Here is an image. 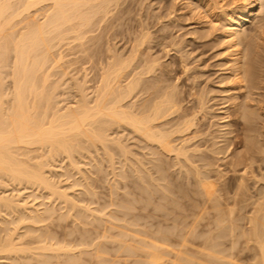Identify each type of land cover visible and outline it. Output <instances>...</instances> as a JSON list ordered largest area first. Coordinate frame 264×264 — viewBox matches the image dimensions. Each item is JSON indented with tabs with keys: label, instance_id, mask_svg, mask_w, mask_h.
<instances>
[{
	"label": "bare ground",
	"instance_id": "1",
	"mask_svg": "<svg viewBox=\"0 0 264 264\" xmlns=\"http://www.w3.org/2000/svg\"><path fill=\"white\" fill-rule=\"evenodd\" d=\"M18 1H20V2H18ZM45 1L46 2L49 1L48 4L49 3L50 4L45 5V8L47 6H49L47 8L48 11H47V9L44 10L47 12H44L43 20L41 18V21H40V19L37 20L38 18L36 16L37 15L36 11L39 12V10L42 6L40 7L37 5H39L42 2L44 3ZM128 1L129 0H17V1H15V0H0V178H1V176L6 177L5 179H7V181H6L7 184L4 181L3 182L7 186L10 182V184L11 183H17L18 185L23 184V183L26 185V183H27V185H29V186H32V184H33V186H35L36 188H37V186L43 187L44 189L49 191L48 193L51 194V197L53 195V198L55 196L58 199L61 198L60 200H63L64 206H66L65 205L66 203H67V205L69 204L68 205L69 207H67V209H71V211H74L73 213H71V212L70 213H71V215L73 214V217H75V219L72 218V220H73V221L71 220L72 223L77 222L76 224L79 225L78 223L80 221V225L82 222H83L82 224L85 225L88 223L90 224V221H91V225H93L94 221H99L100 218H98V219L96 218L99 215V213L91 211L93 209H90V208L88 209V207H84L83 209H80L82 204L80 203L81 205L80 204L78 205V203H77V206H76L75 200L73 199L76 195L72 198L71 196H73V194L72 195L67 194V191H68L67 188L70 187V185H68L67 188L64 190H63V187H61L62 188L61 189L60 186H59V188H57L58 187V185L56 187L57 183L54 185L55 182L51 181L49 179V177L45 176L47 174H45V172H43L42 168H44L43 163L46 164L48 162V160H46V158L43 161L42 160L35 161L33 164L30 165L26 161L18 158L17 151L20 148H24V149L26 148L28 150L32 149V148H35V149H39V148L44 149L45 148L47 150V156H49L50 160H51V156L53 157L55 154L54 158L52 159L53 161L55 160L56 156L58 157V155L60 156L61 154L63 156V154L65 153L64 154V155H66L65 158L68 160L67 162L70 163V164L68 163L69 166L71 165L70 171L72 168L73 169L75 168V170L77 169L78 172L80 170V173H81V169L79 168L80 167L79 163H81L82 161L79 162L78 160L77 161H75V160L78 159L79 156L83 159L84 158L83 154L84 155L86 154V156H88L87 157L88 159L90 157H92V155H94V152L91 153L87 149L89 147H94L95 149H97V152H95V155H96V153H98L99 150H101V151L103 150V152H105L106 155L103 152H102L103 154H101V155L98 154V155L99 156L103 155L101 157L102 161L104 160V159H102L104 157V155L106 156V157H104L105 160H107L106 158H109L108 161L111 162V163H109V165H111V166H109V165L108 166L110 168H112V171H114L113 169H115L117 166L113 168L115 162L112 163L113 159L110 160L111 158L114 157V159H116V161H117L118 157L119 158L124 157L123 161H125V162L129 159L128 160L129 162L128 161L127 162L130 163L131 166L128 164V166H130V167H127V170L129 169V171H130L129 173L133 174L131 176L133 178H131V177L130 178L133 180L137 177L139 179V181L140 180L143 181L141 183L149 186V188H148V186L146 188L143 187L144 189H147V190L145 191L142 188L144 191L141 192V193L148 192L147 193L148 196L146 195V199H147V197H149V192L151 194V191H158L159 190L157 195L159 193H162V191H163V193H165L169 190V186L174 189V192L176 191L178 193H179V191L181 192V190L183 189V192H181L183 194L180 195L181 193H179V194L177 193V195H180L181 199H183V200L185 199V203H184L185 205L182 207H179L180 210H178V209L175 210L176 208H169L168 207V209L164 213L159 212V213H162V216H163L162 220H160L162 217L161 218L158 217L159 219L156 220L155 218H157V216L154 217V215H153V217H152V214H151V218H154L155 222H153V219H152L150 224L151 225L154 224L153 227H156L154 230H151V231L140 230V229H143V228H141L144 226L143 221H142L143 226L139 227L140 229L136 227L139 230L133 229L134 228L133 227L134 222H137V221H134L130 218V217H132V218L138 217V218H136V220H138V222L140 223V221L145 218V215H147V213L150 216L149 213L151 211H153L154 209L152 208L153 206L150 205V209H147L148 211L150 210V212L146 211V207H149V204H147L148 199L147 200L144 199V201L140 200L141 203L144 202L143 207H144L145 211L142 210V213L145 214L144 216L141 212H138V211H141L140 209H143L141 203L138 204V210H137L138 215H137V212H136V215H134L135 212H134V214L128 213L127 210H129V209L134 210L135 208H132V207L133 206L135 207L137 205V204L133 205L134 204L133 202H132L133 204H130V202L132 200H134L133 198H132V200H129V201H128V199L127 200L125 199L126 201L123 200V201H125V204H126L124 206H123V203L122 204L120 203L121 205L119 203H117V204L115 203L116 206L117 205L119 206V207L117 206V208L115 206V208L119 212L117 215L121 214V216H122V214H123V217H121V216L119 217V218H121L120 221H123L124 217L129 218L128 219L129 221L125 222V220H126V218H125L124 222H121V223H125V224L127 223L126 225L125 224H123V225H125V227L129 226L128 228H130V229L124 230L125 227L122 228V225H119V228H117V229H119V231L116 232L117 234L114 233L115 238L114 237L111 238L112 241H113V239L115 240V241H113L114 244L116 242L115 246H113V249L111 250V252L113 251V253L116 252L114 255L120 253L118 248L125 250L124 251L125 254H126V252L127 253L130 252L127 255L128 257H130V255L132 253H133V255H131V257L134 256L138 250V251H140V253L136 254V256H134L133 259L131 258L132 259L131 262L135 261V262H138L139 264L140 263L141 264H264V183H262V182H264V172H263L264 168H262V164H260L261 162H264V141H262L263 139L261 138V137H263V136H261V134L263 133L264 130L263 129L260 130L259 120H258V118L261 119V116L263 115L262 114L263 108L261 109L262 111L259 109L262 112L261 113L262 115L259 116V112L257 111L258 110L257 107L259 108V106H257V107L255 106V105L260 104V107H261L262 104L259 101H261V102H263V101L260 100L261 99L260 96H259L260 99L257 97L259 99V101L257 100V98L254 99V95H253L251 102L249 100L250 99L249 97L255 93L253 90H256V93H257V91H258L257 89H259L260 81H263V79L259 80L258 74H261V73H258L257 71L259 70L258 67L261 70L264 69V68L260 67V65H261L260 63H262V61H261L262 58L260 59V55L262 53H264V51L262 52V50H259V49H263L262 47H264L263 46L264 43L263 44H262V42L260 43L261 44V48H260V46L257 42L259 39V34L264 32V0H229V4H228V1H227L226 5L224 4L226 6L225 8H222L223 6L220 8V6L223 4V2L226 1V0H223L221 4L218 3V5L220 4L219 5L220 9L216 8L217 10H215L213 8L214 6L215 7L218 6L216 2L213 1L215 4L213 2L210 4V2L212 0L211 1L207 0L209 2V4L207 3L208 4V6H207L206 4L204 5V3H203L204 0H203L202 5H204V8L206 7L207 11H211L210 12L211 15H206V13L197 14L198 11H196V10H198V9L200 11L204 10L202 7L199 6L200 5L199 2L197 4L200 8L198 7L195 9L193 6V8L195 9L194 13L197 14V17L195 15H194V17L196 19L199 17L198 20L201 23L200 26H202V25L206 26V24H207L208 29H206V27H205V30H204L202 28L204 26H202L201 28L199 27L200 29L199 28L194 29L195 26L194 27L191 26V27H193V29H190L189 31L187 30L186 32L189 34L191 33L190 31H192L193 34H195L197 32V33H199V36L198 35H196V36H198L202 40V38L205 39L210 34H212L215 29H216L215 31H217V29H218L219 31H217V32L219 34H217V36H216L217 38L215 37L216 39H218L217 40L218 45L214 46V43L217 44V42L212 40V41H214V43L212 42L213 43L212 47L214 46V47L218 48V47H220V45H219L220 43L223 45L221 51H219L220 49L218 50V52H220V53H218L217 51L215 52V55L218 54V58L220 57V54L222 55L221 59H220L221 61L219 60L221 63L218 62L220 64L216 65V66H218L221 74H220L219 82L215 83V84H217V86L216 85L215 86L218 87L219 83L220 84L224 83L223 87H221L222 85H219L220 88H219L218 92H220L223 95V97L226 99L224 101L229 102V105H231V109H230L231 112L227 113L226 110H228V109H225V107H223V110L221 111L222 115L220 116L221 112L219 115L217 114L218 117L220 116L219 120L222 119L223 121H220L221 124H219L216 127L217 129L212 128L213 131L215 130L214 133H212L213 132L212 130L209 131V129H211V128L205 124L206 127H209L207 129L203 123V119L206 117V115L209 114V112L214 111V109L211 106H215L214 102H216V101H214V102L212 101L211 102L213 104L212 105L207 101L208 97L206 98L207 94L210 95L211 91H209V88L208 89L205 88L201 92H199V90H201V88H203V87L200 86V88H199V86L197 87V85H196V87L199 89H198V92L196 91V89H195L196 87H195L194 82L195 83L198 82V81H196L199 78V76L197 77V73L196 74L190 73V76L196 75L197 79H194V76H191V78L186 77L187 75L185 76V78L187 80L192 79L191 83L189 82L190 84L187 85V89L183 90L184 91L183 95H185V92H186V95L189 97L188 99L186 98L187 100L185 99V96L182 97L180 95V93L183 92L182 91L183 87L179 88L177 86L178 84H176V83L175 84L168 83V82H170L169 81L170 77H168V76H170V74H172L171 73L173 71L172 65H174V64L171 60H170L171 62L167 65L162 61L159 62V58L157 56H154V54L153 55L151 54L152 53L151 52L152 47L148 46V44H149L148 42L151 39L150 34H149V32L151 30L148 29V27H146L143 22L141 23L139 21L140 24L138 27H140V28L137 27L139 30L137 29L138 32H135L136 35L134 34V37H133V35H132V37H129V38L126 37V38H128L127 40L130 41V42H128L130 44H129V52L127 54L123 53L121 51L119 52V49H115L117 44L114 43L115 42L114 40L116 37H118L121 34L117 30H118V27L123 26V25H121L120 21L122 20L123 14H126V13H124V12H126V10H125L126 7L123 6V4L125 2H128ZM190 1H185V2L190 3ZM201 1L202 0H200V2ZM185 2H183V4ZM194 3H192V4L194 5ZM183 4H182V6H183ZM185 4H187V3H185ZM189 5H191V3ZM189 5L187 4V6H189ZM209 5H212L213 7H211ZM258 6L259 7L261 6L260 10L258 9ZM38 7H40L39 10H38ZM183 8H184V6H183ZM185 8H187L186 5H185ZM191 8L189 6L187 9L191 10ZM257 9L259 11H257ZM169 10H170V8H169ZM169 10H166V11L169 12ZM180 11H181V9H180ZM204 11H206V10H204ZM190 12L192 13V11H190ZM34 13H35L36 17H34V15H33ZM127 13H128V10H127ZM30 15H31V17H30ZM158 15H157V17H158ZM180 16H182V15H180ZM166 17H167V15H166ZM166 17H164V18H166ZM140 18H139V20H140ZM147 19H149V18H147ZM255 19H258L257 20L258 21L257 26L253 25L254 29L252 30V28H251L252 32H248V24L252 23L253 21H254V23H256ZM176 22H177V20H176ZM20 23L22 24L21 26H20ZM157 23H158V21H157ZM174 23H175V21H174ZM216 24H217V27L219 26V28H221V29L217 28ZM220 24H221V27H220ZM163 25L161 26V24H160L162 31H163V29L167 28L166 26L168 24L167 25L165 24L166 26L165 25L163 26ZM190 25H193V24H190ZM197 25H198V23H197ZM174 27H175V25H174ZM209 27H211L212 29L210 28V30H209ZM255 27H257V30ZM213 28H214V30H213ZM201 29L203 31L208 30L207 33H209V31L211 33H209V35H207V33H205V35L207 37H205L204 35L200 36V34L202 33V32L200 33ZM254 30L257 31V33H256V31L254 32L256 34H253ZM50 32H51V34H50ZM65 32H66V35H67V33L72 34L75 32L74 34H72V36L74 35L73 39H77L79 41L80 39L83 40V38H85V40L88 43H90L89 46L87 45V47L82 50L83 54L82 53L81 54L84 56L85 51L88 53L87 56L85 53V56L87 58H86V60L85 59L84 60H85V62H90L89 64L92 66V68L94 70L95 81H94L92 89L90 91L86 92L87 87H88V86L85 87L87 85V79H85V77H86V75H88L87 72L85 73L86 69L82 68V70H84V72L82 71L83 74L80 76V77L83 76V78H80L81 80L77 77L78 76V71H77L78 67H76V68L74 67L75 71H77V72H74V74H73L75 77L72 75V73H70L72 69L69 70L70 71L69 73L72 76L67 73L71 79V82H69L70 86L67 84L68 85L67 87L70 90V92L68 94L72 95L73 92L77 93V94L76 95L73 94L74 96L72 95L73 96L72 101H70L72 99V98L71 99L69 98L70 95L67 98H65L66 97L65 96L64 98L68 99L69 102H66L64 100L66 102L65 103L62 101L63 102L62 107L57 106V109H56L54 107H56L55 104L58 101H55L52 99L56 98V96H54L56 94H54V93L57 92V89L60 88V83L63 84L62 82H64V81L59 82L60 77L62 79L66 75V72H64L63 70L58 71L59 68L56 69V67H61L60 62L62 64V62L64 61V58L66 57L65 56L66 54L64 55L62 52H59L64 56L60 55L59 53H56L57 54L56 57L54 58V56H53V58H52V57H50L51 55L47 52L49 51V48L50 49L52 48V46H53L52 43L58 42L61 39V36H63L65 38V36H66V35H64ZM132 32H134V31H132ZM167 32H169V31H167ZM46 33L50 36L51 35H53V36L50 38V36H47ZM216 33H214V34H216ZM44 34H46V37L44 36ZM126 34L127 33H125V35ZM161 34H163V33H161ZM161 34L157 35V37L161 36ZM120 36H122V34ZM166 36L168 37V35H166ZM196 36H195V38H193V37L192 38L195 40ZM202 36H204L205 38ZM212 36H213V34H212ZM169 37H171V36H169ZM198 37H197V40H198ZM161 38L163 39V38H165V36H161ZM171 38L173 39V37H171ZM213 38H209L210 40L207 38V40H209V42L211 43V39H213ZM256 38H258V39H256ZM49 39H50V41H48ZM73 39L71 38V40H73ZM56 40H58V41H56ZM61 40H60V42H58V44L56 46L54 44V46L55 47L59 46V44L61 43ZM219 40H220V43H219ZM86 41H85V43H87ZM153 41H156V39L155 40L153 39ZM163 41H164V45H165V43H167V42H165L166 38H165V40L163 39ZM178 41L181 42V39ZM82 42L80 43V41H79V44L77 43L78 46L81 45ZM85 43H84V45H86ZM169 43L171 45L172 44L175 45V43H173L172 41H170ZM169 43H167V44H169ZM150 44H152V43H150ZM180 44H179V46H180ZM104 45L106 47H103ZM78 46L76 45V47H78ZM168 46H170V45H168ZM187 46H189V45H187ZM81 47H83V46L81 45ZM81 47L79 46L80 51H81ZM160 48H161V46H160ZM165 48L166 47H164V49H163V47H162L163 51L166 50ZM179 48H178V51H176V52L182 53L181 50L179 51ZM47 49H48V51H47ZM172 49H174V48H172ZM259 52L261 53L260 55H259ZM8 53H9V55H12L11 60H9V61L7 60L8 59L7 58ZM184 54L185 53L183 52L182 55H184ZM46 55H48V57ZM177 55L179 56L178 58L180 60V61L177 60V61H179V65H181L182 68L184 69V71L186 72V69H188V65L184 62V58H183V56H181V54L180 55L177 54ZM214 56H212V57H214ZM262 56H264V55H262ZM48 58H51L52 60L48 59ZM47 59L49 62H51V64H50L51 68L50 67H48V68L50 70H53V68H54L55 72L53 70V72L50 73L49 69H48L49 72L47 71V67H46L47 64L49 66V62L47 61ZM74 60H75V58H74ZM65 62L63 63V65H64L63 67L67 68L68 65H65ZM75 62L77 63V61H75ZM161 62L164 63L165 65L162 66ZM72 63H73V60H72V62L70 61V63H69L70 66L75 64V63H73V64ZM7 65H9L10 68ZM214 65H215V62H214ZM81 67H83V66H81ZM215 67H213V68H215ZM6 68L8 70L10 69V74H8V75H9V77L11 76V80H12V85L10 83V86H9L10 88L8 90V93L6 91L8 89V86L7 87L5 86V84H6L5 80L8 77V75L6 76V74H5L8 71ZM74 68H73V70H74ZM4 69H6L7 71ZM200 69H201V67H200ZM56 70L58 73L56 72ZM79 70H81V69H79ZM216 70H217V68H216ZM67 72H68V70H67ZM185 72H182V73L185 74ZM216 72H219V71L217 70ZM53 73H55V75H56V73H57V75L59 73L61 74V76L57 77V80L59 79L58 80L59 83H57V80H54L53 81L54 84H53L51 82V80H49V78L55 76V75H53ZM64 73H65V75H64ZM80 73L81 72H79V74ZM186 73H189V71H187ZM218 75H216V76H218ZM177 77H175V80H178ZM77 78L80 81H78ZM45 82L49 86H50V84L52 86L53 85L54 86L53 87L50 86V87H52V88H50V87H48L47 84H45ZM67 82H68V80H67ZM212 82L214 83L215 81H212ZM44 84L47 85V87ZM56 84L59 86H56ZM185 84L186 83H184L183 86H186ZM55 86L57 89L55 88ZM65 86H66V84L64 85V87ZM215 86H214V88H215ZM11 87H12V89H11ZM70 87L74 88L73 92H71L72 89H70ZM212 87L213 86L211 85V88ZM45 89H47V90H45ZM241 90L242 91L244 90L243 91L244 93L242 92L243 93L242 95L240 93ZM9 91H10V93H9ZM251 91H253V92H251ZM220 93H218V94H220ZM218 94H216L217 98L219 97ZM210 96H209V98H210ZM213 96H215V95H213ZM57 98H59V95ZM262 99H264V98H262ZM248 100H249V103H255L257 100L258 103L254 104V106L256 107L257 110H255L254 108H251L250 105H252V104L249 105ZM253 100H254V102H253ZM53 101H54V106L51 103ZM218 101L216 102L217 105H218V103H220V101L219 102ZM224 101H222V103ZM207 102L209 105H211L210 107H211L212 111H209L208 107L206 106ZM222 105L223 104H221L220 108L222 107ZM59 106H60V103H59ZM225 106H227V105H225ZM215 108H216L215 109L216 112H219L220 109L217 110V106ZM49 111H50V115H48V117H47L48 120H47V118H45V117H46L47 113L49 114ZM255 111H257V112H255ZM215 113L214 114L212 113V115L210 114L213 117L215 116V118H212L213 120H216V118H218V117H216ZM230 115L232 117L234 116V118H235V120H233L232 123H230L227 120L230 118V117L228 118V116H230ZM237 118L241 120L242 126L239 127L238 129H235L234 126H236V124H237V122H235ZM209 119H210V116H209ZM204 121H205V119H204ZM260 122L263 123V125H264V122L262 120ZM211 123H213V121ZM212 126H215V125H212ZM113 128H116L118 130L121 128V131L124 130L125 132H126V130H128L129 133L127 131L126 132L127 134L125 133L126 136L125 135L124 136L129 139V136L131 138V134H132V137L135 140L139 141L138 146L141 142L143 144V146L141 145V147H142L141 150L144 151V154L142 153L143 151L140 152V150H138L139 153H142V154H140L141 155V157H140L139 153H137V150L135 152L134 150H131L130 148H128V146L132 142L131 139L132 140H134V139L131 138L128 140L127 138H124V136H122V132H124V131L121 132L119 130V132H117L116 129H114V131H116V132H113V130H112ZM110 131L112 132V133H110V135L118 133L117 135L118 136L121 135V137H123L125 140H127L126 141L127 143L125 141L123 142V139H121L118 136L117 137H110L109 136ZM240 131L242 134V136H241L242 138L240 137V135H241L239 133ZM233 132H234V134L230 136V134ZM235 139H237V140H235ZM78 142L85 144V145L84 146L82 144L79 145L80 143H78ZM128 142H129V144H128ZM126 144H128V145H126ZM131 144H133V142ZM231 144H234V147H235V144H238L239 146L234 148ZM111 145H113V148ZM97 146H100L101 149H99ZM130 147H131V145H130ZM230 147L232 149H229ZM80 148H82V150L84 149V151L81 150L83 153L81 151H77V154L81 153L82 155L78 154V156H77V154H76V157H72L73 152L76 153V149H80ZM140 148H138V149H140ZM85 150L87 151V153L85 152ZM132 151H134V152H132ZM88 153L89 154L91 153L92 155L91 154L88 155ZM99 153H100V151H99ZM146 153L149 154V157ZM112 154H116V155H112ZM128 154H131L134 157L132 158V156H131V159H130L129 157H127ZM44 155L45 154H43V156ZM143 155L144 156L146 155L148 157V161H147L148 164L143 163L145 161L144 160L145 157ZM226 155H229V156H226ZM43 156H41V157H43ZM224 156H226V158ZM142 157H143V160H142ZM147 157H146V159H147ZM228 157H230V159H227ZM70 158H72V159H70ZM87 158L85 157L84 159L87 160ZM126 158H128V159H126ZM222 158L229 160L227 163H222L223 165L227 164V166H228V167L224 166L225 170H227V172H228L227 173L228 177H227V174H225V176L223 174V172L225 170L222 172V170L224 168H222V169L217 168L218 166H221L220 159H222ZM93 159L95 160L94 163H96V164L93 163V165L94 166L97 165V170L100 169V171H101V168H100L101 164H99L100 167H98V162H96L97 159L92 157L89 160L92 161ZM130 160H131V162H133L132 164H131ZM91 161H90V163H91ZM108 161H105L106 164H108ZM121 161L122 160H120V162ZM221 161L223 162L224 160H221ZM50 162H48V164ZM217 162L219 163V165L216 164ZM224 162H226V161H224ZM118 163H119V161H118ZM118 163H115V165ZM122 163H121V166L124 165ZM81 164H83V163H81ZM145 164L146 165L150 164L149 165L150 167H144ZM85 165H87V164H85ZM125 165L127 166V164H125ZM223 165H222V167H223ZM254 165H256V167ZM263 165H264V163H263ZM121 166L119 165L118 171H121L120 170L122 168ZM91 167H93V166H91ZM66 168H67V166H66ZM82 168H83V170H82L81 176H82L83 171H84V167H82ZM170 168L171 169L175 168L176 173H174V174H176L177 176L179 175V177H181L180 179L182 181L180 180L175 186V187H177L178 191L176 190V188H174V186L172 184L174 183V185H175V182H177L176 180H178L179 177L174 176L176 179H174V177H173V179L170 178L171 173L170 172H169L170 174L167 173V171H170V170H168ZM122 169H124V168H122ZM259 170H262L263 173H260L261 171L259 172ZM48 171L50 172V170H48ZM96 171H94V173L98 174L97 173L98 171L97 172ZM116 171H117V169H116ZM122 171H124V174L127 175V172L125 171V169ZM111 172H110V174H113V175L115 174V172L114 173L113 172L111 173ZM86 173H87L86 174V176H87L89 173L88 172H86ZM129 173H128V175L130 176L131 174H129ZM120 174L124 175L123 173H120ZM134 174H136L135 178H134ZM167 174H169V175H167ZM48 175H50V174H48ZM52 175L54 176L53 173H52ZM56 175H58V174H56ZM60 175H62V173ZM116 175H119V174H116ZM116 175L112 176V177H115L114 179H116V177H117ZM152 175H155V176L153 177ZM85 177H83L82 179H84ZM120 177H122V176H120ZM120 177H119V179H122ZM88 178H91V177L88 176ZM126 178L123 177V179H126ZM148 178H150L151 182L153 180L154 183L153 184L150 183L149 182L150 180ZM211 178H213V180ZM114 179L111 181L112 183H113V181H115ZM138 179H137V181L136 180H133V181L139 183ZM210 179L212 180V182H210L211 181ZM249 179L255 181L254 185L259 186L258 185L259 183L262 184V185H260V187H258V189H256V187H254V185H253L254 190L256 189L254 191L255 194H252L250 192L252 187L250 189L249 186L252 184L248 183ZM90 181H92V180H90ZM159 181L160 182H166V183L160 184ZM258 181H259V183L257 184ZM80 182H82V181H80ZM170 182L171 183L173 182V183L171 185H169ZM184 182H186L187 184H185ZM4 183H2V185L6 186ZM84 183H82V184L84 185ZM91 183H93V182H91ZM91 183H90V185H92ZM114 183H116V181ZM114 183L112 185H114ZM17 184H15V185H17ZM82 184H81V187L83 188ZM73 185H74V183H73ZM75 185H76V183H75ZM141 185H139V186L142 187ZM184 185H186V188L189 187V189H185ZM150 186L151 187L153 186L152 188L155 190L150 189L151 188ZM190 186L192 188H190ZM71 187H72V185H71ZM113 187H114V189H116L115 186H113ZM135 187L136 186L132 187L133 188L132 190H135L137 192L138 189L137 188L135 189ZM157 187H160V189ZM178 187H180L181 190ZM85 188H86V186H85ZM89 189L91 190L92 187L87 188V191H85L84 189H82V190H83V192H88ZM142 189L139 188L140 191ZM148 189H149V191H148ZM184 189L188 190V192L190 190V192L192 194H189L186 191L184 192ZM14 190H16V189H13V191ZM70 190L71 189H69V191ZM92 191L93 190H91V192ZM135 191H133V192H135ZM16 192L17 191H15V193ZM80 192H82V191H80ZM138 192L135 194L140 195L141 193L140 192L138 193ZM171 192L172 191H169V194ZM17 193H19V192H17ZM92 193L94 195L95 191ZM163 193L161 195H163V196L167 195V198L170 196L167 193L166 194H163ZM6 194H4L5 196H0V206L5 208L3 210L4 213L2 215H4L5 213L7 215H10L8 213H11V214L14 213L13 215H14L15 219L12 220L13 218L11 219L10 216H13V215H10L9 219H11V220L7 219L9 222H7V220L5 218H3L6 216H3L0 220V225L2 228H4L2 230V232H3L2 236H1V231H0V236H1L0 237V260L1 261L4 260V262H5V260L9 261V263L8 262L4 263V262L0 261V264H14L15 263L14 261H16L18 259L23 260V261L21 260L22 261L21 264H88V263H90V264L101 263L102 264V262L109 264L107 262H112L115 260L113 257H112L113 258L112 260H111V258H109V256L107 257V253L109 254V252H110L109 249H111V248H107L103 245V244H106V242L105 243L104 242L103 243H101V242L94 243L93 242L94 245L92 243L89 244L90 240L96 238V236H97L96 232H98V230L101 228L100 223H102V221L98 222L100 225L99 229L97 228L99 226L97 224V222H96V224L94 223L93 226L90 225V227L88 229L82 228L84 231L87 230L86 232H84L82 229H80L81 227L78 228L77 225L75 224L76 227L78 229H80L78 231L81 233V236L79 237L80 239L77 238V240L72 237V239L75 240V241L71 240L72 243L73 242L75 243L74 246H72V247L76 248V246H78L80 243L83 244L86 240L84 245L89 244L88 246L93 245V247H94L96 244L97 248L95 247L96 253H93L92 249H90L93 254H90L91 252H90V250H88L90 253L89 252H88L89 254L86 253V256H85V252H87V251H85V250H87L86 248H88V246H85L86 248H83V249H85L84 251H80L81 248L80 249L77 248L78 249L77 251H79L80 254L83 253L84 255L81 254L82 255L81 256L79 253L78 254L75 253V255H74L71 252L73 254L72 255L69 252L71 250H68L69 248L66 247V246L70 245L69 244L70 241L67 242L68 244L66 243V245H64L65 248L62 247L61 246L62 243L55 241V238H56L55 233L56 232L53 229L50 230L48 227H46V228H48V232H47L46 229L43 230L45 228V226L43 229L41 227L40 228L37 227V229H36L34 225H31L32 227L30 225H28V224H30L29 220L32 222L31 224H33V223L37 224V221H39L38 223H40V222H43L45 219L46 220L50 219L48 216L49 213L53 214V212L55 211V210L53 211V209H51L52 207L48 208L47 205L45 206L46 202L44 203V205H43L44 208L42 207V209L39 208V206H38V208L36 207L38 204H36V205L34 204V207H33L31 205L33 200L30 202L31 204L26 203L25 199H27V197L26 198L24 197L25 199L23 198L24 199L23 200L20 198L21 197V195H20L19 198L21 201H19V200H15L16 198H13L12 194H10V196H9V194L8 195H6ZM75 194H77V193H75ZM126 194H128V193L126 192ZM145 194L146 193L141 194L140 197H143ZM172 194H174V193L172 192ZM17 195H19V194H17ZM125 195H123V196H125ZM131 195H132V193H131ZM174 195H173V197H175ZM177 195L175 197L176 200L179 199V196H177ZM150 196H152V194ZM51 197L49 195L50 200H51ZM33 198H35V197L33 196ZM53 198H52V200H53ZM57 198H56V200H57ZM175 198L169 197V200L171 202H173L172 204H176L177 207L181 206L183 204V201H182V204H179L177 201V203H178L177 204ZM50 200L48 199V202ZM127 201L129 202V204ZM153 201L151 203H154V205H158L161 207L163 205L165 206L164 202L162 203L160 201V199L158 200V202H156V201L153 202ZM40 202H42V201H40ZM134 202H136V200ZM145 202H147L146 203L147 205H145ZM171 202H169V203H171ZM61 204H63V203H61ZM221 204H223L225 206H226V204H234V205L240 204L241 207H244L247 204H254L250 215H246L244 217L247 220L246 222H248V227L244 228L241 225H239L242 228L239 230L238 233H235L234 225L239 223L240 217L238 218V221H237L238 223H236L235 221L237 220V216L233 215L234 217L236 216L233 219V216H232L233 213H231L234 210L232 209L233 210L232 211L231 208L228 207L229 209L225 208L228 210V211H226L223 208L225 206H222ZM28 205L29 206L31 205L32 207L30 206L31 208H29ZM129 205H132V206L130 207ZM220 205H221V207H220ZM139 206H141V207H139ZM76 207L77 208L79 207V209L81 210V213H80L79 209L76 210L77 209ZM156 207L157 206H155V208ZM136 208H137V206H136ZM208 209H213L214 213H212L210 217L204 218L202 215L204 213H206ZM82 210H84V211L86 210L85 212H87V213L85 214V212L84 211L82 212ZM89 210H90V212H89ZM102 210H104V209L102 208ZM102 210L100 211V215L98 217L101 216ZM67 211L66 210L64 211V213L66 212L65 213L66 215L68 214ZM92 212L95 213L96 219H93L94 214H92ZM144 212H147V213H144ZM82 213L87 217V219L90 216L91 220L89 219L90 221L89 222L87 221L88 223L87 222L84 223V221H86L87 219H83ZM159 213L157 212L155 215H157ZM41 214L43 215V217L45 214L46 217L41 218L40 217ZM60 214L63 215V212ZM60 214L58 215V217L55 218L57 221L61 220L62 218H64L63 216H65V214L63 216H60ZM88 214H89V216H87ZM96 214H98V215H96ZM139 214H141L140 216H142V217H140ZM71 215L69 214L68 216L71 217ZM80 215L82 218L79 217ZM159 216H161V215H159ZM50 217H53V216L50 215ZM78 217L81 220L80 219L78 220ZM102 217H103V214H102ZM111 217H113V216H111ZM230 217H232V218H230ZM6 218H8V217H6ZM114 218H112V219H114ZM119 218L117 216L116 221H118ZM40 219H41V221H40ZM76 220H78V221H76ZM114 220H113V222H115ZM130 220L133 222L131 223ZM202 220H203V222H201ZM11 221H14V222L12 223ZM24 221H26L25 223H27V224H25V225H27V226L23 225ZM168 221H170L171 224H174L173 226L176 225L177 229L176 230L175 229H171V230L170 229H167V230L161 229L162 226L168 225V223H169ZM225 221H227V223H228L227 225H224ZM59 222H57L55 225L59 226V224H58ZM63 222H64V220H63ZM138 222H137V225H138ZM9 223L11 225L14 224L13 225L14 227H15V223L17 225L19 223L22 224V226H20V227L21 228L24 227V228L21 230V232L15 234L20 239L15 237V235H13V233H15L14 231H16L18 228L20 230V227L17 226L18 228L17 227L14 228V227L10 226L11 229H9L10 228L8 226V225H10ZM67 224H68V222H67ZM67 224H66V226H64L62 224L63 225L62 228L67 227ZM114 224H116V223H114ZM130 224H133V225L130 226ZM211 224H214L215 226L220 225L219 226L220 229H219V227L218 228L212 227V226L210 227ZM70 226L71 225H69V227ZM114 226H113V229H114ZM92 227H94V228H92ZM2 228H0V229H2ZM33 228H35V229H33ZM38 228H39V230H38ZM73 228H75V227H73ZM90 228L92 229V231ZM120 228H122L123 230ZM144 228H146V225ZM214 228L218 232H216V230L213 231ZM40 229H42V230H40ZM10 230H12V232H11L12 234L10 233ZM36 230H38L40 234L38 233V235H36L38 232ZM49 230H50V232L51 231L52 232L49 233ZM81 230L83 231V233H86L88 235L83 234ZM40 231H42V234ZM67 231H68V229H67ZM94 231H95L96 235L93 234ZM45 232H47V233H45ZM63 232H64V230H63ZM70 232H72V231H70ZM90 232H92V234ZM44 233H45V235H44ZM104 233L107 235L106 229H102V232H100V230H99V233H98L99 235L97 237L102 238L103 235H104L103 237H106V235ZM204 233H205V235L203 238L201 236ZM65 234L67 235V233H64L63 235L62 234L61 235L63 237H65L66 236ZM11 235L17 239L14 240V238H12ZM25 235L28 237V241L30 239L32 240L33 238H34V241L32 240V242L29 241V242L25 243L24 241H26L25 240L26 238L24 239V241L22 239V237L24 238ZM33 235H35V236H33ZM47 235H49V236H47ZM108 235H107V237H108V239H110L109 237H111L113 235V233H111V236H110V234H108ZM193 235L195 236V238H196V236L200 235L199 237H201L202 239L199 240L196 238L198 241L194 240V239L190 240L188 238V236L192 237ZM62 236H58V237L63 239ZM84 236H85V238H84ZM91 236H93L94 238L91 239ZM29 237H31V238L29 239ZM226 237H228L226 240L227 242L226 241L223 242L222 238L226 239ZM238 237H242V241L239 240L241 242V249L242 250L250 249L253 251V254L251 257L245 256L246 260H244V262L239 261L240 259L236 255L238 253V251H235L236 253H234L232 251L235 248V246L236 247L238 246L236 244L238 242ZM52 238H54V240ZM81 238H82V240H81ZM17 240H19L20 244H22L21 243V240H22V242L26 245V247L24 244H22L21 249H19V245L17 246V243H16ZM52 240H53V242H52ZM96 240H99V239H96ZM103 240H104V238L102 239V241ZM59 241H61V240H59ZM14 242L16 243V246L18 248L15 247ZM113 242H111V243H113ZM29 243H30V246L32 244V246H34L33 249L36 250V251L34 250L35 254H33V255L31 253L34 251H31V252H29V254H27L29 251V250H27V245H29ZM99 243H100V246L99 245L98 246L101 247V250H99V247L97 246V244H99ZM118 243H119V245H117ZM133 243L134 244L136 243V245H134ZM249 243H250V245H249ZM56 244H59V246L57 245V247H56ZM101 244L104 247H102ZM81 247H82V245H81ZM93 247H91V248H93ZM114 247H117V248L115 249ZM171 247L172 248L176 247V248L171 249ZM61 248H63V249H61ZM23 249H25V251ZM59 249L63 251L62 253L64 254V256L60 255L61 251ZM65 249H66V251H64ZM70 249L73 250V248H71V247H70ZM83 249H81V250H83ZM102 249H104V250H102ZM106 249H107V252H105ZM56 250H57V252H56ZM58 250L60 251L59 252L60 254L58 253ZM113 253H111V254L113 255ZM65 254H67L66 257H65ZM111 254H109V255L112 256ZM91 256H93V258H95V260H91L90 259ZM52 258L54 259L53 261H56V262H52V260H51ZM55 258H57L58 260ZM66 258H68V259H66ZM83 258H85L86 260H84ZM117 258H116V262L114 261V263L112 262V264L121 262V261H118V260H120L118 256H117ZM59 259H60V261L62 259V261H61L62 263H58V262H60ZM108 259H109V261H108ZM248 260H251L252 262H250ZM12 261H13V263H11ZM92 261H95L96 263L95 262L93 263ZM17 263H15V264H17ZM121 264H124V263H121ZM125 264H126V262H125Z\"/></svg>",
	"mask_w": 264,
	"mask_h": 264
},
{
	"label": "rangeland",
	"instance_id": "2",
	"mask_svg": "<svg viewBox=\"0 0 264 264\" xmlns=\"http://www.w3.org/2000/svg\"><path fill=\"white\" fill-rule=\"evenodd\" d=\"M15 1H17V0H15ZM132 1V2H131ZM185 1H190V0H129L128 2H125L124 4H123V6H125L126 7V12H124V13H126V14H123V16H122V20L120 21L121 22V25H123V26H121V27H118V32H120L121 34H122V36H118V37H116L115 38V44H117V46H116V48L115 49H119V52L121 51V52H123V53H128L129 52V44L130 43H128V42H130V41H128L127 39L129 38V37H132V35H133V37H134V34L136 35V33L135 32H138V28H140V27H138L139 26V24H140V22L142 23H144L145 24V26L146 27H148V29H150L148 32H149V34H150V40H149V44H148V46H150V47H152L151 48V54L153 55L154 54V56H157L158 58H159V62L160 61H162V62H164L166 65L167 64H169L171 61L173 62V64L174 65H172V69H173V71L171 72L172 74H170V76H168V77H170V79H169V81L170 82H168V83H173V84H178L177 86L179 87V88H181V87H183V89H182V91L185 89H187V85L188 84H190L191 83V80L190 79H186L185 78V76L186 77H189V78H191V76H194V79H197L196 78V75H191L190 76V73L191 74H196L197 73V77L199 76V78H198V80H196V81H198V82H194V84H195V87H196V85H197V87L199 86V88H200V86L201 87H203V88H201V90H199V92H201L203 89H205V88H209V91H211V93H210V95L209 94H207V96H206V98H207V101L210 103V104H212L211 102L213 101H220V103H218V105L216 104V102H214V105L215 106H211V105H209L208 104V102H207V104H206V106L208 107V109H209V111H212L211 110V107L214 109V111L216 112V106H217V110H219V112H214V111H212V112H209V114H207L206 115V117L204 118L205 119V121H204V119H203V123H204V126L206 127V125L207 126H209L211 129H209V131L210 130H212V128L213 129H217L216 127L219 125V124H221L220 123V121H223L221 118V120H219V117L222 115V110H223V107H225V109H228V110H226L227 111V113L228 112H231V105H229V102H226V101H224V100H226L224 97H223V95L220 93V92H218V90H219V88H220V86L219 85H222L221 87H223L224 85V83L223 84H220L219 83V85H218V87H216L217 86V84H215V83H217V82H219V78H220V74H221V72H220V70H219V68H218V66H216V65H219L221 62V54H220V57L218 58V54L217 55H215V52L217 51L218 52V50L219 51H221V49H222V44L220 43V40H219V45H220V47H214V46H217L218 45V39H216L217 37V34H219L217 31H219L218 29H217V31H215L214 30V28H213V36H212V34H210L209 35V33H211L210 31H209V33H207L208 32V30H206V31H203L202 29H201V31H200V36L201 35H204L205 37H207L206 35H205V33H207V35H209L207 38L209 39V38H213V39H211V43L209 42V40H207V38H205L204 36H202V37H204L205 39H203L202 38V40H201V38H199L198 36H199V33H195V34H193V32L192 31H190L191 33V35L189 34V33H187L186 31L188 30H190V29H193V27H194V29L195 28H201L202 26H204V27H202L204 30H205V27H206V29H208L207 27V24H206V26L205 25H202V26H200L201 25V23L199 22V20H198V18L196 19L195 17H194V15L197 17V14H199V13H202V14H204V13H206V15H211V11H207V9H206V7L204 8V5L206 4L207 6H208V4H209V2L208 1H211V0H204V2H203V0L200 2V0L198 1V0H191L190 1V3H191V5H189L190 3L189 2H185ZM196 1V2H195ZM216 2L217 3V5H218V3H222V1L223 0H212L211 2H210V4L212 3V2ZM227 1H228V4H229V0H226V1H224L223 2V4L220 6V8L222 7V8H225L226 6V4H227ZM18 2H20V1H18ZM49 2V1H48ZM48 2H42V3H40L39 5H37V6H42L41 8L40 7H38V10H39V8H40V10H39V12L38 11H36L37 12V20H39L40 19V21H41V18H42V20H43V17H44V12H47L48 11V7L49 6H47L46 8H45V5L47 4V5H49L48 4ZM183 2H185V3H187L189 6H190V8L192 7L193 8V6H194V8L196 9V8H198L199 6L200 7H202L204 10H206V11H200L199 9L198 10H196V11H198L197 12V14L196 13H194V11H195V9L193 10L192 8H191V10L190 9H187L189 6H187V4H185L186 5V7L187 8H185V5L183 4ZM195 2V3H194ZM199 2V6H198V3ZM204 3V5H202L203 3ZM213 2V3H214ZM15 3V2H14ZM13 3V4H14ZM192 3H194V5L192 4ZM208 3V4H207ZM17 4V3H16ZM181 4V5H180ZM182 4H183V6H184V8H183V6H182ZM215 4V3H214ZM213 4V5H214ZM219 4V5H220ZM225 4V5H224ZM169 5V6H168ZM179 5V6H178ZM219 5L217 6V7H213L212 5H209V6H211V7H213L215 10H217L218 8H219ZM173 6V7H172ZM181 6V7H180ZM152 7V8H151ZM166 7V8H165ZM170 8V10H169V8ZM199 7V8H200ZM261 7V6H260ZM259 6H258V9L260 10L261 8H260ZM37 8V7H36ZM149 8V9H148ZM217 8V9H216ZM219 8V9H220ZM45 9H47V11H44ZM178 9V10H177ZM180 9H181V11H180ZM187 9V10H186ZM257 9V11H259ZM263 9V8H262ZM42 10V11H41ZM127 10H128V13H127ZM166 10H169V12L168 11H166ZM172 10V11H171ZM174 10V11H173ZM202 10V9H201ZM41 11V12H40ZM184 11V12H183ZM190 11H192V13L190 12ZM200 11V12H199ZM256 11V12H257ZM32 12V11H31ZM166 12V13H165ZM208 12V13H207ZM39 13V14H38ZM130 13V14H129ZM168 13V14H167ZM171 13V14H170ZM190 13V14H189ZM41 14V15H40ZM129 14V15H128ZM159 14V15H158ZM32 15V14H31ZM31 15H30V17H31ZM34 15V17H36L35 16V13L33 14ZM39 15V16H38ZM157 15H158V17L160 18H158L157 17ZM165 15V16H164ZM166 15H167V17H166ZM180 15H182V16H180ZM156 16V17H155ZM199 16V15H198ZM261 16V15H260ZM33 17V16H32ZM128 17V18H127ZM140 18V20H139V18ZM151 17V18H150ZM164 17H166V18H164ZM147 18H149V19H147ZM157 18V19H156ZM162 18V19H161ZM188 18V19H187ZM190 18V19H189ZM196 19V20H195ZM164 22H163V21ZM176 20H177V22H176ZM191 20V21H190ZM258 19H255V21H256V23H254V21L252 22V23H249L248 24V32H252V30L254 29V26L253 25H255V26H257V21ZM125 23H124V22ZM140 21V22H139ZM157 21H158V23H157ZM174 21H175V23H174ZM150 22V23H149ZM198 23V25H197V23ZM167 27L166 29H163V31H162V29H161V26L163 25V24ZM185 23V24H184ZM200 23V24H199ZM152 24V25H151ZM160 24H161V26H160ZM175 25V27H174V25ZM190 24H193V25H190ZM197 26H196V25ZM218 24V23H217ZM217 24H216V27H217ZM22 24L20 23V26H21ZM159 25V26H158ZM163 25V26H164ZM157 26V27H156ZM191 26H193V27H190ZM138 27V28H137ZM173 27V28H172ZM188 27V28H187ZM220 27H221V24H220ZM186 28V29H185ZM199 28V29H200ZM210 28L211 27H209V30H210ZM217 28H219V26L217 27ZM251 28H252V30H251ZM256 28V30H257V27H255ZM130 29V30H129ZM132 29V30H131ZM134 29V30H133ZM138 29V30H137ZM212 29V28H211ZM219 29H221V28H219ZM251 30V31H250ZM256 30H254L253 31V34H256L257 33V31ZM67 31V30H66ZM126 31V32H125ZM132 31H134V32H132ZM167 31H169V32H167ZM212 31V30H211ZM256 31V33H254ZM64 32V31H63ZM72 32V31H71ZM155 32V33H154ZM204 32V33H203ZM217 32V33H216ZM53 33V32H52ZM75 33V32H74ZM74 33H72V34H74ZM125 33H129L128 35L126 34L125 35ZM132 33V34H131ZM161 33H163V34H161ZM214 33H216V34H214ZM47 34V33H46ZM46 34H44V36L46 37ZM50 34H51V32H50ZM64 34V33H63ZM72 34L70 33H67V35H66V32H65V34L64 35H66L65 36V38L63 37V36H61V43L59 44V46H57V47H55L57 44H58V42H60V40L58 41V40H56V41H58V42H54V43H52V45L54 46V44H55V46L53 47L52 46V48L50 49L49 48V51H48V49H47V53H49L50 55V57H52L53 58V56H54V58L56 57V53H59V52H62L66 57L64 58V61L62 62V64H61V62H60V65H61V67H56V69L57 68H61L60 70L58 69V71H61V70H63L64 72H66V75H65V73H64V75H65V77L64 78H62L61 79V77H60V80H59V82L61 81H64V82H62L63 84H61L60 83V88L59 89H57L56 88V86H59V85H57L56 84V86H55V88L57 89V92H55L54 94H56V95H54V96H56V98L58 97V95H59V98H55V99H52V100H55V101H58L55 105H56V107H54V108H56L57 109V106L58 107H62V103L63 102H69L68 101V99H65V98H67L70 94H68L69 92H70V90H69V88L67 87L68 85H69V82H71V79H70V76L69 75H71L70 73H72V75L74 74V72H77L78 71V78L80 79V78H83V76L82 77H80L83 73H82V71L84 72V70H82V68L83 69H86L85 70V73L87 72L88 73V75H86V77H85V79H87V85L85 86V87H87V90H86V92H88V91H90L91 89H92V87H93V84H94V81H95V76H94V70H93V68H92V66L89 64L90 62H85V60H86V56H87V52L85 51V53H86V56H85V53H84V56L82 55L83 54V52H82V50L84 49V48H86L87 47V45L89 46L90 45V43H88L86 40H85V38H83V40L82 39H80L79 41H80V43L83 41L84 43H85V41L87 42V43H85L86 45H84V43L82 42V46L83 47H81V45H79L80 47H81V51H80V48H79V46H78V44H79V41L77 40V39H73V37H74V35L72 36ZM93 34V33H92ZM155 34V35H154ZM159 34H161V36H165V38H166V41L165 42H167V43H169L170 41H172L173 43H175V45L177 46H175V45H171L170 43L169 44H167V43H165V45H164V41H163V39L165 40V38H161V36H159V37H157V35H159ZM77 35V34H76ZM75 35V36H76ZM153 35V36H152ZM166 35H168V37L169 36H171V37H173V39L171 38V37H167ZM196 35H198V36H196V39L194 40L193 38H195V36ZM215 35V36H214ZM47 36H50V35H48L47 34ZM53 35H51L50 36V38L52 37ZM194 36V37H193ZM126 37H128V38H126ZM193 37V38H192ZM197 37H198V40H197ZM49 38V37H48ZM55 38V37H54ZM71 38L73 39V40H71ZM53 39V38H52ZM117 39V40H116ZM125 39V40H124ZM153 39L155 40L156 39V41H153ZM162 39V40H161ZM172 39V40H171ZM181 39V42L180 41H178V40H180ZM184 39V40H183ZM200 39V40H199ZM256 39H258V38H256ZM261 39V40H260ZM76 40V41H75ZM119 40V41H118ZM170 40V41H169ZM212 40H214V41H216L217 42V44L216 43H214V41H212ZM48 41H50V39L48 40ZM78 41V42H77ZM175 41V42H174ZM189 41V42H188ZM257 41V40H256ZM260 41V42H259ZM52 42V41H51ZM126 42V43H125ZM154 42V43H153ZM206 42V43H205ZM214 43V46L212 47V45H213V43ZM262 42V44L264 43V32L263 33H260L259 34V39H258V44H259V46H260V48H261V43ZM69 43V44H68ZM78 43V44H77ZM150 43H152V44H150ZM162 43V44H161ZM177 43V44H176ZM180 44V46H179V44ZM78 46V47H76V45ZM189 45V46H187V45ZM152 45V46H151ZM164 45V46H163ZM168 45H170V46H168ZM183 45V46H182ZM146 46V45H145ZM160 46H161V48H160ZM172 46V47H171ZM264 46V45H263ZM103 47H106L105 45L103 46ZM125 47V48H124ZM162 47H163V49H164V47H166L165 49L166 50H164L163 51V49H162ZM181 49H180V48ZM79 48V49H78ZM168 48V49H167ZM172 48H174V49H172ZM178 48H179V51L181 50V52L183 53H185L184 55H182V53H180V52H176V51H178ZM187 48V49H186ZM211 48V49H210ZM263 49H264V47H262ZM162 49V50H161ZM177 49V50H176ZM213 49V50H212ZM263 49H259V50H262V52L264 51ZM169 50V51H168ZM173 52H172V51ZM161 51V52H160ZM46 53V54H47ZM74 53V54H73ZM82 53V54H81ZM176 53V54H175ZM214 53V54H213ZM218 53H220V52H218ZM11 54V53H10ZM60 55H62L61 53H59ZM177 54H181V56H183V58H184V62L188 65V69H186V72L187 71H189V73H186L185 71H184V69L182 68V66L181 65H179V56L177 55ZM261 53L259 52V55H260ZM64 55H62V56H64ZM187 55V56H186ZM215 55V56H214ZM262 55H264V53H262L261 55H260V59H261V61H262V63H260L261 65H260V67L261 68H264V56H262ZM8 57V61L9 60H11V56L12 55H9V53H8V55H7ZM47 57H48V55H46ZM164 56V57H163ZM212 56H214V57H212ZM217 56V57H216ZM187 57V58H186ZM74 58H75V60H74ZM178 58V59H177ZM48 59H51V58H48ZM48 59H47V61H48ZM63 59V58H62ZM85 59V60H84ZM52 60V59H51ZM72 60H73V63H75V64H73V65H71L70 66V61L72 62ZM171 60V61H170ZM177 60H179V61H177ZM186 60V61H185ZM218 60V61H217ZM220 60V61H219ZM66 61V62H65ZM68 61V62H67ZM75 61H77V63L75 62ZM166 61V62H165ZM49 62V61H48ZM65 62V65H68L67 66V68L65 67H63L64 65H63V63ZM161 62V63H162ZM214 62H215V65H214ZM218 62H220V63H218ZM9 63V62H8ZM68 63V64H67ZM164 63H162V66L163 65H165ZM193 63V64H192ZM218 63V64H217ZM10 64V63H9ZM50 64H51V62H49V66H48V64H47V71L49 72V68L48 67H50ZM181 64V63H180ZM192 64V65H191ZM205 64V65H204ZM263 64V65H262ZM199 67H198V66ZM7 66H9V65H7ZM81 66H83V67H81ZM216 66V67H215ZM55 67V66H54ZM76 67H78L77 69V71H75V68ZM80 67V68H79ZM170 67V66H169ZM168 67V68H169ZM200 67H201V69H200ZM213 67H215V68H213ZM9 68H10V66H9ZM51 68V67H50ZM70 68V69H69ZM73 68H74V70H73ZM216 68H217V70L219 71V72H216L217 70H216ZM7 69V68H6ZM6 69H4V70H6ZM49 69V70H48ZM72 69V70H71ZM79 69H81V70H79ZM204 69V70H203ZM258 73H261V74H258V76H259V80H262L263 79V81H260V84H259V89H257L258 91H257V93H256V90H253L255 93L254 94H250L251 96L249 97L250 99V102H251V100H252V98H253V95H254V99H256L257 97L259 98V96L261 97V99L260 100H262L263 102H261V101H259V99L257 98V100L262 104V106L260 107V104H258V105H255L256 107L257 106H259V108L257 107V109H256V107L254 106V104H256V103H258L257 102V100H256V102L255 103H249V100H248V104L250 105V104H252V105H250L251 106V108H254L255 110H257L258 112H259V116H261L262 114V116H261V119L260 118H258V120H259V127H260V130L261 129H263L264 130V125H263V123H261L260 121L262 120L263 122H264V99H262V98H264V69H260L259 67H258ZM8 70V69H7ZM6 70V71H7ZM53 70H54V68H53ZM53 70H50V73L51 72H53ZM67 70H68V72H67ZM69 70H71V72L69 71ZM9 71V72H8ZM5 74H6V76L8 75V74H10V69L8 70ZM261 71V72H260ZM54 72H55V70H54ZM56 72H57V70H56ZM70 72V73H69ZM79 72H81L80 74H79ZM182 72H185V74L184 73H182ZM216 72V73H215ZM58 73V72H57ZM57 73H56V75H55V73H53V75H55V76H53V77H51V78H49V80H51V82L53 83V81L54 80H57V77H59V76H61V74L59 75H57ZM69 75H68V74ZM219 75H218V74ZM63 74V73H62ZM77 74V73H76ZM75 74V75H76ZM189 74V75H188ZM71 75V76H72ZM216 75H218V76H216ZM262 75V76H261ZM5 76V75H4ZM74 76V75H73ZM178 76V77H177ZM75 77V76H74ZM175 77H177L178 78V80H175ZM180 77V78H179ZM185 79H184V78ZM10 78V79H9ZM77 78V79H78ZM214 78V79H213ZM261 78V79H260ZM5 79V78H4ZM68 80V82H67V80ZM78 79V81H80ZM217 79V80H216ZM10 80V81H9ZM58 80H57V83H59L58 82ZM70 80V81H69ZM89 80V81H88ZM93 80V81H92ZM184 80V81H183ZM211 80V81H210ZM67 83H66V82ZM212 81H215L214 83L212 82ZM5 82H6V84H5V86L7 87L8 86V89L6 90L7 91V93H8V90H9V86H10V83H11V85H12V80H11V76L9 77V75H8V77L6 78V80H5ZM49 82V81H48ZM179 82V83H178ZM188 82V83H187ZM190 82V83H189ZM211 84H210V83ZM50 83V82H49ZM184 83H186L185 85L186 86H183V84ZM45 84H47L46 82H45ZM44 84V85H45ZM54 84V83H53ZM66 84V86L64 87V85ZM68 84V85H67ZM48 85V84H47ZM47 85H45L46 87H47ZM203 85V86H202ZM211 85L213 86L212 88H211ZM216 85V86H215ZM4 86V85H3ZM44 86V87H45ZM50 86H52L51 84H50ZM49 85H48V87H50ZM54 86V85H53ZM52 86V87H53ZM70 86V85H69ZM214 86H215V88H214ZM45 87V88H46ZM52 87H50V88H52ZM67 87V88H66ZM177 87V88H178ZM195 88L196 89V91L198 92V89L199 88ZM5 88V87H4ZM54 88V89H55ZM63 88V89H62ZM178 88V89H179ZM11 89H12V87H11ZM10 89V90H11ZM69 91H68V90ZM70 89H72V91L71 92H73V87L71 88L70 87ZM45 90H47V89H45ZM49 90V89H48ZM181 90V89H180ZM214 90V91H213ZM5 91V90H4ZM55 91V90H54ZM244 91V90H243ZM242 90L240 91V93H241V95L244 93ZM253 91H251V92H253ZM60 92V93H59ZM213 92V93H212ZM243 92V93H242ZM9 93H10V91H9ZM65 93V94H64ZM182 93V94H181ZM180 93V95L183 97V96H185V99L187 98H189L187 95H186V92H185V95H183L184 94V91L183 92H181ZM215 93V94H214ZM218 93H220V94H218ZM64 94V95H63ZM73 94L74 95H76L77 93H74L73 92ZM72 94V95H73ZM215 95V96H213V95ZM216 94H218L219 95V97L217 98L216 96ZM63 95V96H62ZM72 95H70L69 96V98L71 99L73 96ZM221 95V96H220ZM263 95V96H262ZM66 96V97H65ZM187 96V97H186ZM209 96H210V98H209ZM65 97V98H64ZM216 97V98H215ZM62 100H61V99ZM59 99V100H58ZM69 99V100H70ZM186 99V100H187ZM213 99V100H212ZM216 99V100H215ZM65 100V101H64ZM73 100V98L70 100V101H72ZM210 100V101H209ZM61 101V102H60ZM63 101V102H62ZM218 101V102H219ZM222 101H224L223 103H222ZM65 102V103H66ZM253 102H254V100H253ZM52 103V105L54 106V101L53 102H51ZM59 103H60V106H59ZM64 103V104H65ZM63 104V105H64ZM221 104H223L222 105V107L220 108V106H221ZM209 105V106H208ZM213 105V104H212ZM225 105H227V106H225ZM211 106V107H210ZM219 106V107H218ZM253 106V107H252ZM210 107V108H209ZM227 107V108H226ZM263 108V109H262ZM262 109L263 110V113L260 111V110ZM257 111H255V112H257ZM220 112H221V114H220ZM212 113L214 114H216V117H218L217 116V114L219 115L220 114V116L218 117V118H216V120H213L212 118H215V116L213 117V116H211L212 115ZM262 113V114H261ZM211 114V115H210ZM48 115H50V111H49V114L47 113L46 114V117L45 118H47L48 117ZM209 116H210V119L213 121V123H211L212 121L209 119ZM258 116V117H259ZM231 119H230V118ZM228 118L229 119H227L230 123H232L233 122V120H235V118H234V116L232 117L231 115L230 116H228ZM47 120H48V118H47ZM46 120V121H47ZM209 120V121H208ZM219 121V122H218ZM208 122V123H207ZM216 122V123H215ZM235 122H237V124H236V126H234L235 127V129H238L239 127H241L242 125H241V120L240 119H236V121ZM261 123V124H260ZM206 124V125H205ZM212 125H215V126H212ZM209 127H206L207 129L209 128ZM114 129H116V128H113L112 130H113V132H119V130L121 131V128L118 130V129H116V131H114ZM111 130V131H112ZM262 130V131H263ZM109 132V136L110 137H117L118 135V133L115 135V134H111L110 135V133H112V132ZM122 131H124V130H122ZM121 131V132H122ZM128 130H126V132H127ZM213 131V130H212ZM211 131V132H212ZM125 131L124 132H122V136H126V133ZM215 132V130L212 132V133H214ZM261 132V131H260ZM126 133V134H125ZM128 133H129V131H128ZM240 134H241V131L239 132ZM262 133V132H261ZM120 134V133H119ZM234 134V132L233 133H231L230 134V136L231 135H233ZM263 134V135H262ZM261 134V136H263L264 137V131H263V133ZM130 135V134H129ZM124 136V138H127V137H125ZM242 136V134L240 135V137ZM118 137H120L121 139H123V142L125 141H127V140H125L123 137H121V135H119ZM239 137V138H240ZM263 137H261L263 140L262 141H264V138ZM131 138H133L132 137V134H131ZM130 138V136H129V139H131ZM242 138V137H241ZM128 139V138H127ZM128 139V140H129ZM134 139V138H133ZM235 140H237V139H235ZM131 141L133 142V144H131L130 143V145H131V147H130V145L128 146V148H130L131 150H134L135 152H136V150H137V153H139V151L138 150H140V152L141 151H143V150H141L142 149V147H141V145L143 146V144L140 142V144H139V146L141 147H139L138 146V143H139V141H137V140H132L131 139ZM130 142V141H129ZM129 142H128V144H129ZM78 143H80V142H78ZM127 143V142H126ZM82 143H80L79 145H81ZM128 144H126V145H128ZM83 146L85 145V144H82ZM134 145V146H133ZM233 147H234V144H231ZM230 145V146H231ZM112 146V148H113V145H111ZM133 146V147H132ZM231 146V147H232ZM237 146H239L238 144H235V147L234 148H236ZM99 149H101V147L100 146H97ZM229 148V149H232V148ZM138 148H140V149H138ZM82 150V148H80V149H76V153L75 152H73V156L72 157H76V154H77V151H81ZM89 152H94V155H92L91 153V155H92V157H94L95 159H97L96 160V162H98V167H100L101 168V171H100V169L99 170H97V165L96 166H94L93 165V163L95 162V160L93 159L92 161L91 160H89L90 158H92V157H90L89 159L87 158L88 156H86V154L84 155L83 154V156H84V158L86 157L87 158V160L86 159H82L80 156L78 157V159H76L75 161H79V162H81V163H85V164H87V165H83V164H81V163H79L80 164V169H81V173H82V170H83V168L82 167H84V171H83V174H82V176L83 177H85L86 176V172H88L89 174L84 178V179H82L83 177L81 176V173H80V170H79V172L77 171V169L75 170V168L73 169H71V171H70V168H71V165L69 166V162H67L68 160L65 158V156L66 155H64L63 154V156H62V154L59 156L58 154V157L56 156L55 157V160L53 161L52 159L54 158V156H55V154H54V156L52 157L51 156V160H50V158H49V156H47V150L44 148V149H42V148H39V149H35V148H32V149H24V148H20L18 151H17V155H18V158H20L21 160H24V161H26L28 164H33L35 161H40V160H45V158H46V160H48V162H50L49 164H48V162L45 164V163H43V166H44V168H42L43 169V172H45V174H47V175H45V176H47V177H49V179L51 180V181H53V182H55L54 183V185L56 184V187H57V185H58V187L57 188H59V186H60V188L61 187H63V190L64 189H66L67 188V186L68 185H70V187H71V185H72V187L70 188V187H68L67 188V194L68 195H72L73 194V196H71L74 200H75V204H76V206H77V203H78V205L80 204L81 205V207H80V209H83L84 207H88V209L90 208V209H93V210H91V211H93V212H97V213H99V215H100V211L102 210V208L104 209V210H102V212H101V216L100 217H98L99 215L98 214H96V215H98L96 218L98 219V218H100L99 219V221H102V223H100V225H101V228L99 229V227H100V225H99V221H94V223L96 224V222H97V224L99 225L97 228L100 230V232H102V229H106V233H107V235L108 234H110V236H111V233H113V235L111 236V237H109L110 239H108V237H107V235H106V237H103L102 236V238L101 237H97L99 234V230H98V232H96L97 233V236H96V238H94L93 236H91V239L92 238H94V239H92V240H90V242H89V244L90 243H92L93 244V242L94 243H98V242H101V243H105L106 242V244H103L105 247H107V248H111V249H109V254H111V253H113V251L111 252V250L113 249V246H115V244H116V242H115V244H114V242L113 241H115L114 239H113V241H112V237H114L115 238V236H114V233H116V232H118L119 231V229H117V228H119V225H122V228H124L125 227V225L127 224H125V223H121V222H124V219L126 218V220H125V222L126 221H129L128 219L129 218H127V217H124V219H123V221H120V219L121 218H119L120 216H121V214H119V215H117L119 212L117 211V206H116V204L117 203H123V206L124 205H126L125 204V201L128 199V201L129 200H132V198L134 199V200H132L131 202H130V204H133V205H136L137 206V208H136V206L134 207H132V208H135L133 211L132 210H127L128 211V213L129 214H134V212H135V214L134 215H136V212H137V210H138V204H140L141 203V201L140 200H143L144 201V199H146V195L148 196V192H143V193H146L143 197H140L141 196V194H143V193H141L142 191H146L147 189H144V188H146L148 185H146V184H143V183H141V182H143L142 180H140L139 181V179L135 176L136 174H134V178L135 179H133V180H136L137 181V179H138V181H139V183H137V182H135V181H133L131 178H133V177H131L133 174L132 173H129L130 171H129V169L127 170V167H130L131 165H130V163H128L129 161V159L128 158H126V159H128L126 162L125 161H123L124 159V157L123 158H119L118 157V159H117V161H116V159H114V157L113 158H111L110 160H112L113 159V161H112V163L113 162H115V163H118V161H119V165L121 166V163L122 164H127V166L125 165H122L121 167L122 168H124L125 169V171L127 172V175L126 174H124V171H122V170H124V169H122L121 167V171H118V169H119V165L118 164H116L115 165V163H114V166H113V168L114 167H116L115 169H113L114 171H112V168H110L109 166H111V165H109V163H111L110 161H108L109 160V158H106L107 160H105V158L104 157H106L105 155V152H103V150L101 151V150H99L100 151V153H99V151H98V153H96V155H95V152H97V149H95L94 147H89L88 149H87ZM146 150V149H145ZM82 151H84V149L82 150ZM81 151V152H82ZM105 151V150H104ZM134 151H132V152H134ZM147 151V150H146ZM44 152V153H43ZM85 152L87 153V151L85 150ZM105 154L104 155V157L102 158V159H104L103 161L101 160V157L103 156H99V155H101V154H103V153ZM148 152V151H147ZM60 153V152H59ZM83 153V152H82ZM143 154H144V151L142 152ZM142 153H139V155L140 154H142ZM43 154H45L44 156H43ZM79 155L81 154V153H78ZM78 154H77V156H78ZM89 153H88V155H90ZM99 154V155H98ZM147 154V153H146ZM75 155V156H74ZM82 155V154H81ZM112 155H116V154H112ZM130 155V156H129ZM148 155V157H149V154H147ZM41 156H43V157H41ZM82 156V157H83ZM99 156V157H98ZM131 154H128L127 155V157H129L130 159H131ZM144 156V155H143ZM226 156H229V155H226ZM226 156H224L225 158H226ZM97 157V158H96ZM117 157V156H116ZM115 157V158H116ZM134 156H132V158H133ZM140 157H141V155H140ZM145 157V161L143 162V163H147V161H148V157L145 155L144 156ZM146 157H147V159H146ZM100 158V159H99ZM220 159V164H221V166H218L217 168L218 169H222V168H224L223 170H222V172L225 170V167L224 166H226V167H228L227 166V164L226 165H223L222 163H227L229 160H227V159H230V157H228L227 159ZM70 159H72V158H70ZM69 159V160H70ZM80 159V160H79ZM85 160V161H84ZM101 160V161H100ZM120 160H122L121 162H120ZM134 160V159H133ZM132 160V161H133ZM142 160H143V157H142ZM141 160V161H142ZM221 160H224V161H226V162H222ZM90 161H91V163H90ZM105 161H108V164H106V162ZM218 161V160H217ZM45 162V161H44ZM100 162V163H99ZM102 162V163H101ZM105 162V163H104ZM125 162V163H124ZM130 162H131V160H130ZM219 162V161H218ZM216 163L217 165H219V163ZM69 163V164H68ZM133 162H131V164H132ZM263 163L264 162H261L260 164H262V168H264L263 166ZM45 164V165H44ZM68 164V165H67ZM78 164V163H77ZM76 164V165H77ZM78 164V165H79ZM89 164V165H88ZM92 164V165H91ZM94 164H96V163H94ZM99 164H101L100 166H99ZM128 164L130 165V166H128ZM148 164V163H147ZM109 165V166H108ZM146 165V164H145ZM144 165V167H150L149 165H146L145 166ZM222 165H223V167H222ZM257 165V164H256ZM256 165H254L255 167H256ZM66 166H67V168H66ZM69 166V167H68ZM90 166V167H89ZM91 166H93V167H91ZM103 167V168H102ZM126 167V168H125ZM221 167V168H220ZM50 168V169H49ZM65 168V169H64ZM69 168V169H68ZM67 169V170H66ZM116 169H117V171H116ZM48 170H50V172L48 171ZM98 172H97V171ZM114 173L115 171L117 172H115V174L113 175V174H110V172L111 171ZM168 170H170V171H167V173H169L170 174V178H172L173 179V177L174 176H177L176 174H174V173H176V169L174 168H170V169H168ZM172 170V171H171ZM264 170V169H263ZM94 171H96L98 174H96V173H94ZM226 171V172H225ZM224 172H223V174H224V176H225V174H227L228 172H227V170H225ZM261 171V172H260ZM49 172V173H48ZM111 172V173H112ZM119 172V173H118ZM125 172V173H126ZM259 172L260 173H263L262 172V170H259ZM52 173L54 174V176L52 175ZM62 173V175H60ZM92 173V174H91ZM120 173H123L124 175H121ZM128 173L129 174H131L130 176L128 175ZM134 173V172H133ZM48 174H50V175H48ZM56 174H58V175H56ZM116 174H119V175H116ZM169 174H167V175H169ZM174 174V175H173ZM52 175V176H51ZM117 176L116 177V179H114L115 177H112V176ZM81 176V177H80ZM88 176H90L91 178H88ZM120 176H122V177H120ZM153 177L155 176V175H152ZM151 176V177H152ZM172 176V177H171ZM119 177L120 178H122L123 179V177L124 178H126V179H119ZM129 177V178H128ZM131 177V178H130ZM177 177H179V175L177 176ZM227 177H228V174H227ZM6 177L5 176H1V178H0V196H5L4 194H6V195H8L9 194V196H10V194H12L13 195V198H16L15 200H19V201H21L20 200V198L21 199H23L24 197L26 198L27 197V199H25V201H26V203H30L32 200V206L34 207V204L36 205V204H38L36 207L38 208V206H39V208H41L42 209V207L44 208V203H45V206L47 205L48 206V208L49 207H52L51 209H53V214H50L49 213V218L50 219H43L44 221L43 222H40V223H38L39 221H37V224L35 223H33V224H31L32 222L29 220V222H30V224H28V225H34L35 226V228L37 229V227H41L42 229L44 228V226H45V228L43 229V230H47V232H48V228L50 229V230H54L56 233H55V237L57 238L58 236H62L64 233H67V235L65 236V237H63L62 236V238L63 239H61V238H55V241H58V242H60V243H62V247H64V245H66V243L68 242V241H70V245L69 246H66L67 248H69L68 250H71V251H69L70 253L72 252L74 255H75V253L76 254H78L79 253V251H77L78 249L77 248H81V249H83V248H86L85 246H88V245H84L85 244V242H86V240H85V242L83 243V244H79L78 246H76V248L75 247H72V246H74V242L72 243V241L71 240H74V239H76L77 240V238H79L80 236H81V233L78 231V230H80V229H85V228H89L90 227V225H91V218H90V216H89V214L87 215V216H89V218L87 219V217L83 214L82 215V217H83V219H87L86 221H84V223H86L87 221L89 222L90 221V224L88 223V224H85V225H83L82 223H81V225H80V221H79V225H77L75 222H73L72 223V218H74L75 219V217H73V214L71 215V213H73L74 211H71V209H67V207H69L68 205H67V203L65 204L66 206H64V202H63V200H60L61 198H57L56 196V198H57V200H56V198L54 197L53 198V195H52V197H51V194L50 193H48L49 191L48 190H46V189H44L43 187H39V186H37V188L35 187V186H33V184H32V186H29V185H27V183H26V185L23 183V184H17V183H11L10 184V182H9V184H8V186L6 185L7 183H6V181H7V179H5ZM78 178V179H77ZM147 178V177H146ZM181 177H179L178 178V180H176L177 182H175V185H174V183L172 184L171 182L169 183V185H173L174 186V188H176V190L178 191V189H177V187H175L176 186V184L181 180L180 179ZM53 179V180H52ZM55 179V180H54ZM92 180V181H90V180ZM115 180L116 181V183H114L115 181H113V183H114V185H112L113 183L111 182L112 180ZM149 180H150V178H148ZM174 179H176L175 177H174ZM212 180H213V178H211ZM210 179V180H211ZM78 180V181H77ZM109 180V181H108ZM147 180V179H146ZM184 180V179H183ZM209 180V181H210ZM212 180L210 181V182H212ZM6 183H4V182ZM78 183H77V182ZM80 181H82V182H80ZM148 181V180H147ZM182 181V180H181ZM252 181V182H251ZM74 183V185H75V183H76V185L74 186L73 185V183ZM85 182V183H84ZM91 182H93V183H91ZM95 182V183H94ZM150 183H154L153 182V180H152V182H151V180L149 181ZM251 182V183H250ZM262 182V181H261ZM2 183H4L6 186H3L2 185ZM80 183V184H79ZM82 183H84V185L82 184ZM90 183L92 184V185H90ZM136 183V184H135ZM159 183L160 184H164V183H166V182H160L159 181ZM185 184H187L186 182H184ZM248 183L249 184H252V185H250L249 187H250V189H251V187H252V189L250 190V192L252 193V194H255V190L256 189H258V187H260V185H262L261 183H259V181L257 182V184L259 185V186H257V185H254V183H255V181L254 180H251V179H249V181H248ZM247 183V184H248ZM262 183H264V182H262ZM13 184V185H12ZM15 184H17V185H15ZM30 184V183H29ZM81 184H82V186H83V188L81 187ZM95 184V185H94ZM142 184V185H141ZM22 185V186H21ZM31 185V184H30ZM36 185V184H35ZM65 185V186H64ZM79 185V186H78ZM112 185V186H111ZM139 185H141L142 187H140ZM253 185H254V187H256V189L254 190V188H253ZM25 186V187H24ZM85 186H86V188H85ZM113 186H115V188L116 189H114V187ZM117 186V187H116ZM134 186H136L135 187V189L137 188L138 190H137V192L139 191L141 194L140 195H136L135 193H137L135 190H132L133 188L132 187H134ZM185 186V189H189V187H187L186 188V185H184ZM65 187V188H64ZM92 187V189L91 190H93L92 192H94L95 191V193H94V195H93V193L91 192V190L89 191L88 190V192H83V190L82 189H84L85 191H87V188H91ZM113 187V188H112ZM144 187V188H143ZM151 187V186H150ZM153 187V186H152ZM150 188V189H152V190H155V189H153V188ZM41 188V189H40ZM80 188V189H79ZM139 188H143L141 191L139 190ZM148 188H149V186H148ZM157 188H159L160 189V187H157ZM180 190H181V188L180 187H178ZM190 188H192L191 186H190ZM13 189H16V190H14L13 191ZM44 189V190H43ZM62 189V188H61ZM60 189V190H61ZM69 189H71L70 191H69ZM184 189V192L186 191V192H188V190H185ZM73 190V191H72ZM132 190V191H131ZM13 191V192H12ZM15 191H17V192H19V193H17V194H19V195H17L16 193H15ZM66 191V190H65ZM72 191V192H71ZM80 191H82V192H80ZM133 191H135V192H133ZM148 191H149V189H148ZM159 191V190H158ZM158 191H151V194H152V196H150L151 194H150V192H149V197H147V202H145V205H147V204H149V207H146V211H148L147 209H150V205L151 206H153L152 208L154 209L153 211H151L150 212V210L148 211V212H150L149 214H150V216L148 215V213L147 212H144V213H147V215H145V214H143L142 213V210L143 211H145L144 210V207H143V203H141L142 204V207H143V209H140L141 211H138V212H141L142 214H143V216L145 215V218L144 219H142L141 221H140V223L138 222V220H136V218H138V217H134V218H132V217H130L132 220H134V221H137L138 222V225H137V222H134V225L133 224H130V226H132L133 225V229H137V228H139V227H141V226H143V223H144V226L143 227H141V228H143V229H140V230H147V231H151V230H154L156 227H153V225H151L150 224V222L152 221V219H153V222H155L154 221V218H151V214H152V217H153V215H154V217L155 216H157V218H155L156 220L157 219H159L158 217H162L160 220H162L163 219V216H162V213H159V212H165L167 209H168V207L169 208H176L175 210H180L179 209V207H182V206H184L185 204V199L183 200V199H181L180 198V195H182L183 193H181V192H183V189L181 190V192L179 191V193H181L180 195H177V193L178 192H174V189L172 188V187H170L169 186V190L167 191V192H165V193H163V191H162V193L163 194H168V195H170L169 197L171 198H175L176 197V195L177 196H179V199L178 200H176V198H175V200H176V203H177V201H178V203L179 204H182V201H183V204L181 205V206H178L177 207V205L176 204H172L173 202H171L170 200H169V197L167 198V195L166 196H163V195H161L162 193H159L158 195H157V193H158ZM169 191H172L174 194H172V192L169 194ZM10 192V193H9ZM74 192V193H73ZM79 192V193H78ZM112 192V193H111ZM126 192L128 193V194H126ZM130 192V193H129ZM138 192V193H139ZM155 192V193H154ZM14 193V194H13ZM75 193H77V194H75ZM92 193V194H91ZM131 193H132V195H131ZM178 193V194H179ZM189 194H192L191 192H190V190H189V192H188ZM48 194V195H47ZM126 194V195H125ZM134 194V195H133ZM155 194V195H154ZM21 195V197L19 198V196ZM49 195H50V197H51V200H50V198H49ZM92 195V196H91ZM117 195V196H116ZM123 195H125V196H123ZM162 197H161V196ZM172 195V196H171ZM173 195L175 196V197H173ZM15 196V197H14ZM29 196V197H28ZM33 196L35 197V198H33ZM116 196V197H115ZM127 196V197H126ZM139 197V198H138ZM164 197V198H163ZM52 198H53V200H52ZM141 198V199H140ZM143 198V199H142ZM154 198V199H153ZM160 199V201L163 203L164 202V204H165V206L163 205L162 207L161 206H158V205H154V203H151L153 200L154 201H156V202H158V200ZM167 198V199H166ZM23 199V200H24ZM48 199L50 200L49 202H48ZM126 199V200H125ZM138 199V200H137ZM165 199V200H164ZM77 200V201H76ZM123 200H125V201H123ZM136 200V202H134ZM145 200V201H146ZM40 201H42V202H40ZM127 201V202H128ZM138 201V202H137ZM153 201V202H154ZM180 201V202H179ZM133 202V203H132ZM155 202V203H156ZM160 202V203H161ZM169 202H171V203H169ZM61 203H63V204H61ZM116 203V204H115ZM147 203V204H146ZM159 203V204H160ZM177 203V204H178ZM42 204V205H41ZM88 204V205H87ZM105 204V205H104ZM115 204V205H114ZM120 204V205H121ZM128 204H129V202H128ZM127 204V205H128ZM153 204V205H152ZM157 204V203H156ZM167 204V205H166ZM169 204V205H168ZM30 205V206H31ZM63 205V206H62ZM87 205V206H86ZM101 205V206H100ZM171 205V206H170ZM187 205V204H186ZM222 206H225V205H223V204H221ZM221 205H220V207H221ZM252 205V206H251ZM29 205H28V207L29 208H31ZM41 206V207H40ZM115 206H116V208H115ZM130 207L132 206V205H129ZM155 206H157L156 208H155ZM175 206V207H174ZM227 206V207H226ZM226 206L225 207H223L224 209L225 208H231V210L233 211V212H231V213H233L232 214V216L233 215H236L237 216V220L235 221L236 223H238L237 221H238V218L240 217V220H239V223L238 224H236V225H234V227H235V233H238L239 232V230L242 228V227H244V228H247L248 227V222H246L247 220H246V218H244L246 215H250V213H251V211H252V208H253V206H254V204H247L246 206H244V207H241V205L240 204H226ZM66 207V208H65ZM119 207V206H118ZM139 207H141V206H139ZM165 207V208H164ZM233 207V208H232ZM28 208V209H29ZM47 208V209H48ZM77 208V207H76ZM75 208V209H76ZM97 208V209H96ZM100 208V209H99ZM161 208V209H160ZM228 208V209H229ZM5 208L4 207H1L0 206V220H1V218L3 217V216H6V217H8V218H6V217H3V218H5L6 220L8 219V220H11L12 218V220H14L15 219V217H14V213L13 214H11V213H8L7 211V213L8 214H10V215H13V216H10V215H7L6 213L4 214V215H2L3 213H4V210ZM74 209V210H75ZM79 209V207L76 209V210H78ZM79 209V210H80ZM86 209V208H85ZM87 209V210H88ZM95 209V210H94ZM115 209V210H114ZM30 210V209H29ZM50 210V209H49ZM67 211V215L64 213V211ZM73 210V209H72ZM97 210V211H96ZM123 210V209H122ZM152 210V209H151ZM226 211H228L227 209H225ZM84 210H82V212H83ZM86 211V210H85ZM84 211V212H85ZM104 211V212H103ZM124 211V210H123ZM63 212V215L65 214V216H63V215H61L60 213H62ZM71 212V213H70ZM76 212V211H75ZM89 212H90V210H89ZM92 212V214H94V216H93V219H96L95 218V213H93ZM138 212H137V215H138ZM159 213V214H157V215H155L156 213ZM55 213V214H54ZM80 213H81V210H80ZM87 212H85V214H86ZM124 213V212H123ZM212 213H214V210L213 209H208L207 210V212L206 213H204L202 216L205 218V217H210L211 216V214ZM60 214V216H63L64 218H62L63 220H64V222H63V220L61 219V220H59V221H57L55 218L56 217H58V215ZM71 215V217L70 216H68V215ZM75 214V213H74ZM102 214H103V217H102ZM239 216H238V215ZM42 215V214H41ZM40 215V217L41 218H44V217H46L45 216V214H44V217H43V215L41 216ZM50 215L51 216H53V217H50ZM76 215V214H75ZM74 215V216H75ZM91 215V214H90ZM141 214H139V216H140ZM159 215H161V216H159ZM243 215V216H242ZM9 216H10V218L11 219H9ZM68 216V217H67ZM111 216H113V217H111ZM117 216H118V218H119V220L118 221H116V218H117ZM128 216V215H127ZM130 216V215H129ZM235 216V217H236ZM242 216V217H241ZM39 217V218H40ZM79 217H81V215L79 216ZM78 217V220L80 219ZM81 217V218H82ZM86 217V218H85ZM92 217V216H91ZM115 217V218H114ZM121 217H123V214H122V216ZM140 217H142V216H140ZM234 216H233V219L235 218ZM60 218V217H59ZM67 218V219H66ZM102 218V219H101ZM112 218H114V219H112ZM151 218V219H150ZM230 218H232V217H230ZM77 219V218H76ZM90 219V220H89ZM140 219V218H139ZM7 220V222H9ZM72 220V221H71ZM78 220H76V221H78ZM81 220V219H80ZM113 220L115 221V222H113ZM40 221H41V219H40ZM93 221V220H92ZM131 221V220H130ZM142 221H143V223H142ZM12 223L14 222V221H11ZM26 221H24V223H23V225H25V224H27V223H25ZM28 222V221H27ZM57 222H59L58 224H59V226L57 225H55ZM67 222H68V224H67ZM133 221H131V223H132ZM169 223H168V225L167 226H162L161 227V229H164V230H167V229H177V227H176V225L175 226H173L174 224H171V222L170 221H168ZM201 222H203V220L201 221ZM17 223V222H16ZM15 223V227H17V226H22V224H16ZM67 224V227H64V228H62V226L64 225V226H66V224ZM72 223V224H71ZM94 223H93V225H94ZM112 223V224H111ZM114 223H116V224H114ZM121 223V224H120ZM10 224V223H9ZM63 224V225H62ZM77 225V227L78 228H80V229H78L77 227H76V225ZM123 224H125V225H123ZM140 224V225H139ZM142 224V225H141ZM228 223H227V221H225L224 222V225H227ZM247 224V225H246ZM8 225V224H7ZM14 224H10V225H8L9 227L10 226H12V227H14L13 226ZM56 227H55V226ZM69 225H71L70 227H69ZM93 225H91V226H93ZM107 225V226H106ZM115 225V226H114ZM145 225H146V228H144L145 227ZM239 225H241V226H239ZM244 225V226H243ZM3 226V225H2ZM5 226V225H4ZM25 226H27V225H25ZM29 226V227H30ZM97 226V225H96ZM112 226V227H111ZM113 226H114V229H113ZM178 226V225H177ZM219 227V226H215L214 224H211L210 225V227ZM222 226V225H221ZM8 227V228H9ZM14 227V228H15ZM32 227V226H31ZM46 227H48V228H46ZM73 227H75V228H73ZM106 227V228H105ZM109 229H108V228ZM121 227V226H120ZM129 227V226H128ZM127 226L124 228V230H126V229H130V228H128ZM137 227V228H136ZM173 227V228H172ZM224 227V226H223ZM0 228H2L1 227V225H0ZM18 228V227H17ZM24 228V227H23ZM23 228H21L20 227V230H19V228L16 230V231H14L15 233H13V235H15L16 233H19V232H21V230L23 229ZM35 228H33V229H35ZM39 228H38V230H39ZM72 228V229H71ZM92 228H94V227H92ZM96 228V229H97ZM111 228V229H110ZM122 228H120V229H122ZM222 228V227H221ZM4 228H2V229H0V231H1V236H2V234H3V232H2V230H3ZM9 229H11V227L9 228ZM13 229V228H12ZM42 229H40V230H42ZM57 229V230H56ZM67 229H68V231H67ZM71 229V230H70ZM75 229V230H74ZM82 229V230H83ZM91 229V228H90ZM89 229V230H90ZM95 229V230H96ZM132 229V228H131ZM139 229H137V230H139ZM219 229H220V227H219ZM38 230H36V231H38ZM50 230H49V233H51L50 232ZM63 230H64V232H63ZM66 230V231H65ZM81 230V231H82ZM110 230V231H109ZM113 230V231H112ZM117 230V231H116ZM123 230V229H122ZM216 229L214 228V230L213 231H215ZM18 231V232H17ZM24 231V230H23ZM35 231V232H36ZM53 231V232H54ZM70 231H72V232H70ZM84 231V230H83ZM83 231H82V233H83ZM87 231V230H86ZM86 231H84V232H86ZM91 231H92V229H91ZM97 231V230H96ZM121 231V230H120ZM237 231V232H236ZM12 232V230H10V233ZM41 232V234H42V231H40ZM47 232H45V233H47ZM76 232V233H75ZM110 232V233H109ZM216 232H218L217 230H216ZM38 233H39V231L37 232V234L36 235H38ZM45 233H44V235H45ZM48 233V234H49ZM91 234H92V232H90ZM89 233V234H90ZM12 234V233H11ZM40 234V233H39ZM62 234V235H61ZM75 234V235H74ZM83 234H86V233H83ZM94 235H96L95 234V231H94V233H93ZM117 234V233H116ZM214 234V233H213ZM57 235V236H56ZM86 235H88V234H86ZM101 235V234H100ZM204 235H205V233L204 234H202V236L201 237H203L204 238ZM0 236V237H1ZM12 236V235H11ZM31 236V235H30ZM33 236H35V235H33ZM47 236H49V235H47ZM54 236V235H53ZM76 236V237H75ZM109 236V235H108ZM200 236V235H199ZM199 236H196V238L197 239H202L201 237H199ZM15 237H17L16 235H15ZM72 237L74 238V239H72ZM88 237V236H87ZM191 236H188V238L190 239V240H197L196 238H195V236L193 235L191 238H190ZM12 238H14V236H12ZM18 238V237H17ZM17 238H14V240L15 239H17ZM26 238V239H25ZM31 237H29V239H30ZM84 238H85V236H84ZM83 238V239H84ZM89 238V237H88ZM104 238V240L102 241V239ZM227 238L228 237H226V239L225 238H222L223 239V242L224 241H226L227 240ZM18 239H20V238H18ZM22 239H23V241H24V239L26 240V241H24L25 243H27V242H29V241H31L32 242V240L34 241V238L31 240H29L28 241V237L25 235V237L23 238L22 237ZM53 240H54V238H52ZM80 239V238H79ZM96 239H99V240H96ZM106 239V240H105ZM13 240V241H14ZM53 240H52V242H53ZM59 240H61V241H59ZM81 240H82V238H81ZM95 240V241H94ZM101 240V241H100ZM242 241V237H238V242L236 243L238 246L236 247L235 246V248L232 250L234 253H236L235 251H238V253L236 254L237 255V257H239V261H241V262H244V260H246V258H245V256H247V257H251L252 256V254H253V251L252 250H250V249H244V250H242L241 249V242L240 241ZM54 241V242H55ZM75 241V240H74ZM84 241V240H83ZM198 241V240H197ZM30 242V243H31ZM78 242V241H77ZM81 242V241H80ZM111 242H113V243H111ZM227 242V241H226ZM225 242V243H226ZM15 243V242H14ZM17 246L19 245V249H21V247H22V244H24L23 242H22V240H21V243L22 244H20V242H19V240H17ZM16 243H15V247L16 248H18L17 246H16ZM30 243H29V245H27V250H29L28 251V253L27 254H29V252H31V251H34L35 249H33V247L34 246H32V244H31V246H30ZM35 244V243H34ZM68 244V243H67ZM113 244V245H112ZM132 244V243H131ZM134 244V243H133ZM25 245V244H24ZM57 245L59 246V244H56V247H57ZM81 245H82V247H81ZM94 245V244H93ZM93 245L91 246V247H93ZM100 246V243L99 244H97V246ZM107 245V246H106ZM117 245H119V243L117 244ZM116 245V246H117ZM134 245H136V243L134 244ZM133 245V246H134ZM249 245H250V243H249ZM90 246H88V248H86L87 250H85V249H83V250H81L80 249V251H87V252H85V256H86V253L87 254H89L90 252H91V250L90 249H92V251H93V253H96V249H95V247H96V244H95V246L93 247V248H91ZM98 246V247H99ZM101 246H102V244H101ZM104 246H102V247H104ZM111 246V247H110ZM25 247H26V245H25ZM70 247L71 248H73V250L72 249H70ZM119 247V246H118ZM65 248V247H64ZM97 248V247H96ZM115 249L117 248V247H114ZM176 247H171V249H175ZM61 249H63V248H61ZM114 249V250H115ZM183 249V248H182ZM24 251H25V249H23ZM60 250V249H59ZM58 250V253L60 254V255H62V256H64V254L62 253L63 251L62 250H60L59 251ZM88 250H90V252L88 251ZM99 250H101V247H99ZM102 250H104V249H102ZM118 250L120 251V253L119 254H116V255H114L115 253H113V255L112 256H110L108 253H107V257L109 256V258H111V260L114 258L115 260V262H116V258H117V256L119 257V259L120 260H118V261H121L120 263L118 262V263H115V264H121V263H124L125 264V262H126V264H139L138 262H131V260L134 258V256H136V254H139L140 253V251H138L137 250V252H136V254L134 255V256H132L131 257V255H133V253L130 255V257H128L127 255L130 253V252H126V254L124 253V251L125 250H122L121 248H118ZM36 251V250H35ZM35 251L34 252H32L31 254L33 255V254H35ZM64 251H66V249L64 250ZM135 251V250H134ZM56 252H57V250H56ZM89 252V253H88ZM105 252H107V249L105 250ZM232 252V253H233ZM242 252V253H241ZM37 253V252H36ZM55 253V252H54ZM71 253V254H72ZM92 252L90 253V254H93ZM123 253V254H122ZM189 253V252H188ZM233 253V254H234ZM57 254V253H56ZM68 254V253H67ZM67 254H65V257L67 256ZM72 254V255H73ZM80 254V253H79ZM81 254H83V253H81ZM80 254V255H81ZM240 254V255H239ZM79 255V256H80ZM84 255V254H83ZM122 255V256H121ZM82 256V255H81ZM80 256V257H81ZM69 257V256H68ZM92 257V258H91ZM90 257V259L91 260H95V258H93V256H91ZM106 257V256H105ZM106 257V258H107ZM113 257V258H112ZM116 257V258H115ZM122 257V258H121ZM244 257V258H243ZM59 258V257H58ZM63 258V257H62ZM71 258V257H70ZM82 258V257H81ZM132 258V259H131ZM243 258V259H242ZM55 259H57V258H55ZM64 259V258H63ZM66 259H68V258H66ZM84 260H86L85 258H83ZM118 259V258H117ZM126 259V260H125ZM130 261H129V260ZM22 260V259H21ZM20 259H18V260H16V261H14L15 263H17V264H21L22 263V261H21ZM52 260V262H56V261H53L54 259L52 258L51 259ZM58 260V259H57ZM110 260V261H111ZM1 261V260H0ZM59 261H60V259H59ZM61 261H62V259H61ZM58 262V263H62V262ZM108 261H109V259H108ZM114 261H112L113 263H114ZM123 261V262H122ZM248 261H250V262H252L251 260H248ZM1 262H4V260H2ZM6 262H8L9 263V261H7V260H5V262L4 263H6ZM93 263L95 262V261H92ZM112 262H107V263H111L112 264ZM11 263H13V261L11 262ZM14 263V264H15ZM96 263V262H95ZM104 262H102V264H103ZM88 264H90V263H88ZM99 264H101V263H99ZM104 264H106V263H104ZM141 264V263H140Z\"/></svg>",
	"mask_w": 264,
	"mask_h": 264
}]
</instances>
